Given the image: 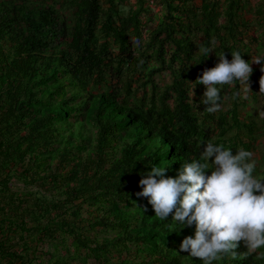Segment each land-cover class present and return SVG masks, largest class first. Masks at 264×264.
<instances>
[{
    "label": "trees",
    "instance_id": "trees-1",
    "mask_svg": "<svg viewBox=\"0 0 264 264\" xmlns=\"http://www.w3.org/2000/svg\"><path fill=\"white\" fill-rule=\"evenodd\" d=\"M149 1L0 0V264H203L180 250L195 224L155 217L139 181L177 178L209 142L252 152L264 180L247 108L264 102V0ZM236 51L251 91L218 86L208 113L195 81ZM235 251L212 264H264Z\"/></svg>",
    "mask_w": 264,
    "mask_h": 264
},
{
    "label": "clouds",
    "instance_id": "clouds-1",
    "mask_svg": "<svg viewBox=\"0 0 264 264\" xmlns=\"http://www.w3.org/2000/svg\"><path fill=\"white\" fill-rule=\"evenodd\" d=\"M213 50L201 49L206 57ZM231 56L229 61L223 53L216 66L205 69L195 81L205 86L200 102L208 113L220 110L218 86L236 87L239 82L238 85H244L245 94L251 91L250 63L239 51L232 52ZM252 62L262 64L264 58L255 57ZM259 85L260 92L264 93V76ZM194 94L192 90V97ZM255 168L252 152L240 149L233 154L231 148L209 142L200 160L184 164L177 178L166 177L167 167L153 165L139 181L142 191L137 195L149 198L158 219L165 221L172 214V221L183 228L195 224L194 238L185 237L180 250L202 260L203 264H212L228 255L235 258V249L241 241L249 254L264 247V180L253 175ZM209 169L211 174L206 175Z\"/></svg>",
    "mask_w": 264,
    "mask_h": 264
},
{
    "label": "rangeland",
    "instance_id": "rangeland-1",
    "mask_svg": "<svg viewBox=\"0 0 264 264\" xmlns=\"http://www.w3.org/2000/svg\"><path fill=\"white\" fill-rule=\"evenodd\" d=\"M255 1H258V0H254V2ZM149 5L152 8L154 13L160 12V6L158 5L157 0H150ZM157 80L158 81H166L167 78L164 77V79H163V78L158 76ZM248 100H249V102L247 103V106H248L247 108L252 111V114H254V116L256 118H260L261 116H263V114H264L263 98L260 97L258 103L251 102V99H248ZM260 140H261V144L258 146L257 154H256V157L258 159L257 165L260 166V170H264V144L262 143L264 141V137H262Z\"/></svg>",
    "mask_w": 264,
    "mask_h": 264
}]
</instances>
